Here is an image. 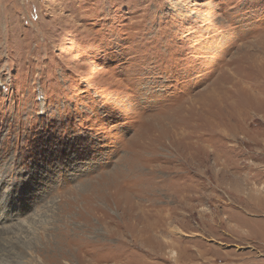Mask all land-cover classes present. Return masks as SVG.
Wrapping results in <instances>:
<instances>
[{"label":"rangeland","instance_id":"1","mask_svg":"<svg viewBox=\"0 0 264 264\" xmlns=\"http://www.w3.org/2000/svg\"><path fill=\"white\" fill-rule=\"evenodd\" d=\"M0 264H264V0H0Z\"/></svg>","mask_w":264,"mask_h":264}]
</instances>
